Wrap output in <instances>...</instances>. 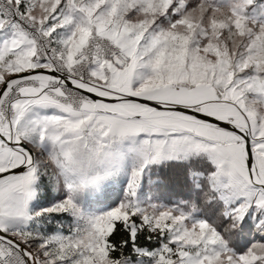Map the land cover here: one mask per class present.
Segmentation results:
<instances>
[{
    "label": "snow or ice",
    "instance_id": "1",
    "mask_svg": "<svg viewBox=\"0 0 264 264\" xmlns=\"http://www.w3.org/2000/svg\"><path fill=\"white\" fill-rule=\"evenodd\" d=\"M0 264H264V0H0Z\"/></svg>",
    "mask_w": 264,
    "mask_h": 264
}]
</instances>
